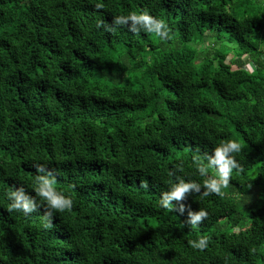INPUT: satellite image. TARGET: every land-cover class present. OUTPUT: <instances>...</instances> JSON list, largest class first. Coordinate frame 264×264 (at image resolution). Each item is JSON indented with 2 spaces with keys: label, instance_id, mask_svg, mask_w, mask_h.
<instances>
[{
  "label": "trees",
  "instance_id": "trees-1",
  "mask_svg": "<svg viewBox=\"0 0 264 264\" xmlns=\"http://www.w3.org/2000/svg\"><path fill=\"white\" fill-rule=\"evenodd\" d=\"M144 10L171 39L96 26ZM227 140L243 170L222 196L159 206ZM37 163L73 200L50 228L6 210ZM0 264H264V0H0Z\"/></svg>",
  "mask_w": 264,
  "mask_h": 264
},
{
  "label": "clouds",
  "instance_id": "clouds-1",
  "mask_svg": "<svg viewBox=\"0 0 264 264\" xmlns=\"http://www.w3.org/2000/svg\"><path fill=\"white\" fill-rule=\"evenodd\" d=\"M105 7L102 2L95 4L96 10H101ZM97 28L103 27L105 31L115 33L117 28L125 26L130 32L139 35L141 31L145 33H154L161 40L171 39L170 29L163 19H157L147 10L137 12H129L127 15H116L113 17L111 24H105L102 20L97 22ZM241 151V145L235 140H227L218 146L214 147L210 154H206L207 164L203 163L199 157H194V164L200 176H206L209 169H215L216 176L208 177L200 183L177 176V182L172 183L169 190L161 193L159 206L174 211L172 201H183L186 194L195 191L202 195L209 196L217 194L222 196V189L227 188L231 179L233 170L242 171V166L236 160L234 153ZM38 175L35 177V196L26 192L23 186L15 187L8 193L10 203L7 205L9 213L16 211L23 213L25 216L38 211L41 207L44 209L42 216L43 226L50 228L53 226V212L70 211L73 206V200L56 190L53 186L55 183V170L47 168L46 165L37 163L34 165ZM178 171H183V165H175ZM171 171L169 175H173ZM142 187L147 188V183H143ZM39 198V201L37 200ZM42 202V203H41ZM185 205L180 203L179 212L183 213ZM188 223L193 227L203 223L208 218V212L200 209L198 212L189 210ZM192 248L203 251L208 246V238L201 237L199 240H190L188 242Z\"/></svg>",
  "mask_w": 264,
  "mask_h": 264
},
{
  "label": "rangeland",
  "instance_id": "rangeland-1",
  "mask_svg": "<svg viewBox=\"0 0 264 264\" xmlns=\"http://www.w3.org/2000/svg\"><path fill=\"white\" fill-rule=\"evenodd\" d=\"M250 68L253 69L252 64H250Z\"/></svg>",
  "mask_w": 264,
  "mask_h": 264
},
{
  "label": "built area",
  "instance_id": "built-area-1",
  "mask_svg": "<svg viewBox=\"0 0 264 264\" xmlns=\"http://www.w3.org/2000/svg\"><path fill=\"white\" fill-rule=\"evenodd\" d=\"M249 68H250V64H249Z\"/></svg>",
  "mask_w": 264,
  "mask_h": 264
}]
</instances>
